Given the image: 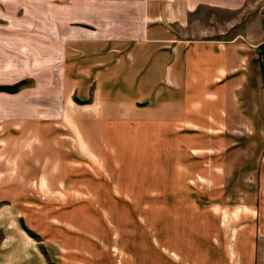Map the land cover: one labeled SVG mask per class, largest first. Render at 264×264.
<instances>
[{"label":"rangeland","instance_id":"374dc122","mask_svg":"<svg viewBox=\"0 0 264 264\" xmlns=\"http://www.w3.org/2000/svg\"><path fill=\"white\" fill-rule=\"evenodd\" d=\"M69 1L48 11L28 6L25 13L0 3L3 32L8 20L34 24L19 34L0 32V80H9L0 85L21 79L24 86L15 94L0 90V264L232 263L213 243L219 214L212 206L222 189L212 186L213 172L200 178L194 169L237 167L228 173L240 181L239 192L244 179L264 182V116L256 111L261 106L264 114V0L234 8L199 4L171 21L177 37L213 39L224 46L225 59L239 55L216 81L224 84L225 104L218 122L199 106L211 93L179 88L172 99L147 87L152 74L156 87L168 84V76L148 70L154 60L145 57L169 45L137 43L134 0L101 2L98 15L85 9L86 0ZM46 13L62 16L64 25L40 31L35 25ZM175 60L163 62L166 68L173 62L176 75L197 64ZM178 78L171 77L177 88ZM120 80H140L142 89L126 91ZM195 83L185 85L203 89ZM249 89L257 93L256 108L245 107L253 99ZM54 95L71 106L70 114L47 109ZM231 104L241 118L227 114ZM254 110L256 119L244 118ZM183 118L196 126L180 125ZM256 190L248 184L245 194Z\"/></svg>","mask_w":264,"mask_h":264},{"label":"crops","instance_id":"0c3cea01","mask_svg":"<svg viewBox=\"0 0 264 264\" xmlns=\"http://www.w3.org/2000/svg\"><path fill=\"white\" fill-rule=\"evenodd\" d=\"M86 1L88 4H86L87 7L85 9L91 14L95 13L97 15L101 11L100 9H98V6L102 4L101 2H103V6L105 7H112L114 5L112 0H86ZM73 2L74 0H72V3ZM134 2L136 8L135 9L136 18L138 20V23L135 25V29L137 30L139 29L141 33V34L137 33V35L135 36L137 43L142 44L148 42V43H159V44L164 43L165 45H169L165 51L160 53L152 52L151 55L149 56L147 55V57H145V58L148 57L150 58L152 56V59L154 60L152 63H150L151 65L148 67V70H151L152 68L153 70L157 69V74L159 75V78L160 75L168 76V84L160 85L156 87V81L152 74V81L147 84V87L149 86L154 87L152 92L155 91L169 92L170 94H173L170 96L172 99L176 98V93L179 88H182V91L186 93L187 91L202 92L203 90L206 91V93L207 92L211 93L213 94V96L204 99L205 104L201 103L199 106L201 108L205 106L206 110H208L207 115L210 116V121L213 122L214 119H216L218 122L219 120H221L223 118V115L222 118L219 119L221 116L220 110H222L223 112L225 108V104H223L224 84L217 83L216 81L219 77L223 76L225 69H231V67H234V64H237L234 61L239 59V55H234L235 59L233 57L231 58L226 57L225 59V52L223 49L224 46L223 45L219 46L217 42L213 39L212 40L195 39L193 41L189 39V37L182 38V36L180 37V35L179 37H177L178 35L176 33V29L171 25L172 23L171 21H175V19L177 18L184 17L185 13L187 14V12L194 10L199 4L211 5L216 7L234 8V7H238L243 2V0H134ZM0 3L6 4L9 8L12 9L14 8L13 11L19 10L20 13L24 11L27 12L28 6H30L29 8L31 10L43 11L42 9L49 10V9L62 8L63 5L65 4L64 2H62V0H0ZM103 9L106 10L107 8H103ZM46 14H47L45 17L46 20L44 21V23L40 25H35V27H37L40 31L43 27L47 25H49V27L51 28L57 27L58 21L60 22V24L62 23L64 25V19L62 16L57 17V15L55 14V18L52 17L53 19L52 20V19H48V13ZM47 19L49 23L47 22ZM17 20L15 21L14 19L8 20L9 24L2 23L1 26L7 28L6 29L7 32L13 35L19 34V29L22 28L23 26H27L29 28L34 27L31 26L34 25L33 23L26 24L24 21H21V19H17ZM54 20L56 26H54V22H53ZM89 24H92L93 26H97L96 23L95 24L89 23ZM109 26L110 25L107 24L108 28ZM84 29L87 32L88 31L92 32V30H89L87 28ZM163 29L165 30V34L163 32ZM0 32L7 33V32H3L2 29H0ZM7 36L8 35L6 34V37ZM29 38H31V40H34L35 37L33 39L32 37ZM55 39L59 40L58 37H55ZM35 41L40 42L39 39ZM126 41L135 42L133 37L129 35ZM55 44L59 46L58 42H56ZM172 45H174V47H172ZM177 46L179 47L177 48ZM181 50H183V53H189V56L183 54ZM161 53H163V55H161ZM231 56L233 55L231 54ZM142 57L143 55H141V58ZM172 59H176L175 65H176V61H177V65L182 63L181 62L182 59L186 60L187 62L195 61L197 62V64L195 67L194 66L191 67L193 68L192 70H190L189 67H184L182 71L179 72L178 75H176V73H173V69H175L173 62L168 63L169 65H167V68L165 67L166 64H164L165 60L171 61ZM259 67H260V71L262 72L261 77L264 84V71L261 64ZM143 76H141L140 80L144 82V80L142 79ZM176 76H177V80H179L178 77H181V79H183L182 82L179 81L180 84H178V88L176 85L171 84V77H173L175 81ZM191 77L194 78L192 79ZM140 80H135V81L132 80L129 83L126 82L124 83L121 82L120 80L121 83L119 84L120 86L123 85L128 86L126 88V91H135V90L138 91L141 88L139 87V84H141ZM192 81L196 82L195 83L196 85L198 81V84L203 89H201L200 87L199 88L193 87L191 84L190 85L192 87L185 85V83H191ZM0 82H9V80H0ZM133 84H135L136 87L134 89L131 87ZM23 87L24 86H20V87L18 86L16 92L12 94L17 93L19 90H22ZM252 90L253 92H251V89H249L248 92L250 91L249 94L250 97H252L253 95V99L249 101L248 105H246L245 107L256 108V101L254 102V96L256 97L257 93L254 91V89ZM139 92L141 94L138 96V98H142L141 95H143L144 93L141 90ZM162 94H163L162 98H164L165 93ZM60 99L61 98L58 96L55 95L52 96L48 102L49 104L47 105V109L53 110L52 107H57V109L59 107L60 108L62 107L61 112H63V114L65 115L66 113L70 114L71 106L66 104L64 105V102H61ZM168 102L170 103L173 101L168 100ZM229 108L230 109L228 110L230 111H228L227 114L228 113L231 114L235 112V114H237V117L239 119L242 113L239 112L237 105L231 104ZM259 108L260 111H258ZM256 111L261 116H264L263 109L261 106H257ZM256 111L255 113H253L254 115L249 114L243 116L244 118H249L254 120L256 119L257 116ZM183 114L189 116V114L191 113L183 111ZM198 117L200 121H201L200 117H204V121L206 120L204 115L201 116L200 111L198 112ZM237 117H235L236 120ZM207 121L208 120H206V122ZM180 122H182V124L180 125L183 126H187V127L196 126L194 121L191 120L190 118H183V121L181 120ZM205 126H201V127H205ZM181 133H183V136H186L184 138H187L189 135H193V133L187 134L188 132H181ZM210 139L217 140L218 137H211ZM199 165H196L194 170L197 169L196 171L199 172L198 175L200 176V178H204L206 176L205 172L207 171L213 172V175L211 177L213 182H215V185L212 186L222 189L221 192L220 191L217 192L216 200L213 203V205L215 206H212V208L215 207L217 213L219 214L218 216L219 224H218V229L216 231L217 236L214 239V242L213 241L212 242L216 246V251L223 256L220 258L223 260L231 261L232 263L230 264H264V193H263L264 182L261 181L257 185L256 181H254L252 178L244 179V181L241 182V184L244 185L243 186L244 190L243 192H239V188H237L235 182L240 183V181H235L232 173L239 171L240 169L236 167L230 170L229 168L231 167V165H226V166L215 165L214 167H211L212 165L210 164L209 165L199 164ZM185 169L187 170V167H185ZM228 171H231L232 173L229 174ZM244 171L247 172V170ZM246 177H249V175H247ZM248 184L254 185V187L257 190L253 191L252 193L245 194L247 193L246 187L248 186ZM219 220H221V223L219 222Z\"/></svg>","mask_w":264,"mask_h":264},{"label":"trees","instance_id":"16d2710c","mask_svg":"<svg viewBox=\"0 0 264 264\" xmlns=\"http://www.w3.org/2000/svg\"><path fill=\"white\" fill-rule=\"evenodd\" d=\"M259 45L264 46V41L261 42V43H259ZM261 60H262V64H264V54H263V57H262ZM21 83H22V80L20 79V80H17L12 86H8V85H0V90H6V91H8V92H13V91H16V90H17L18 86H19ZM24 229H25V228H24ZM25 232L30 234V232H29L27 229H25ZM30 235H31V234H30Z\"/></svg>","mask_w":264,"mask_h":264}]
</instances>
